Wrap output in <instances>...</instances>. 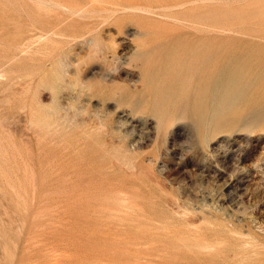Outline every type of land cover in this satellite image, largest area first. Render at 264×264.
Instances as JSON below:
<instances>
[{"label":"rangeland","instance_id":"1","mask_svg":"<svg viewBox=\"0 0 264 264\" xmlns=\"http://www.w3.org/2000/svg\"><path fill=\"white\" fill-rule=\"evenodd\" d=\"M171 13L93 20L98 45L64 41L59 80L35 48L5 66L0 264H264V0ZM53 24L35 0H0V62ZM236 68L257 75L237 100L218 84ZM199 233L222 261L191 254Z\"/></svg>","mask_w":264,"mask_h":264},{"label":"bare ground","instance_id":"2","mask_svg":"<svg viewBox=\"0 0 264 264\" xmlns=\"http://www.w3.org/2000/svg\"><path fill=\"white\" fill-rule=\"evenodd\" d=\"M35 1H36V3H38V5L40 7H42V6H48V7L51 8V13L54 15V19H55V24H53L52 26H50L47 29L44 26L38 27L37 34H35L33 37H30V38H27V39L23 40L22 43H20L18 45H15V47H11L10 48V53H9L10 55L5 56L4 57V61H1L0 62V83L3 82V81H6V80L7 81L8 80L13 81L14 79H18L19 78V77H15L14 78L12 76L9 77L7 75L8 72H6V70L4 68L11 61H14L15 59H17L19 55L21 56L23 54L29 53L34 48H35L34 53L37 54V55H39L40 62H42L44 60V58H47L49 56L52 57V60H53V65H52L53 66V71H52V75L57 80H59V78L61 77V73H59L58 70H59V68L66 66V64H65V60L66 59L64 60L63 56L60 53L61 50H62V45H63L64 41H66V40H69L70 42L71 41L72 42L83 41V46H84V44H92V45H95V46L98 45L97 44L98 42H96L97 40H96V37L94 35L96 30H94V28H93V26H94L93 20H95V19L98 20V18H100L102 20L101 24L105 25V24H108L113 19L114 20H117V21H121V20H134V21H136L138 19H143L144 21H150V20H152V17H154V16H159V17H163V18H172L173 15H172L171 12L173 10L183 9V8H186L187 6H191V5L193 6V5L198 4V3H205V4H207V3L211 2L212 0H158V1H156V0H35ZM25 12H27V11H25ZM87 18L91 19L92 22L87 23L90 26L84 28L83 27L84 20L87 19ZM87 48L90 49L91 47H87ZM78 60L79 59H77L75 61L78 62ZM223 77L225 79H223ZM256 79H257V75H254V76L250 77L247 74L246 69H237L236 68L232 72H230V74H228L226 76L223 75L222 77H220V80H219L218 84H219L220 88H222V89L224 88V91H225V93L227 95L226 96L227 98H231L232 97L233 99L237 100V98L239 97V95H242L244 93V89L247 88V87L252 86L256 82ZM220 97H221V95H220ZM220 99L222 100V98H220ZM4 152H6V151H4ZM133 166L134 165H131V167H133ZM140 187H138V188H140ZM111 189H113V188H111ZM114 189H116V188H114ZM118 189L119 188H117L115 191H117ZM138 190L139 189H136L135 192H137ZM122 192H123V190H122ZM137 193H139V192H137ZM137 193H135V194H137ZM135 194L134 195H131L132 196V197L130 196L131 199L129 198V201H127V202H129V204H130V206L132 208L129 207L127 209H130V210L132 209L131 210L132 213H135V215L138 217L139 216V213H144V211L146 209L144 207L143 202H141L139 196L137 197ZM125 195H126V193H125ZM120 196L121 195H119V198H120ZM124 196H123V199H121L123 201H125L124 198H128L129 197V196L124 197ZM143 196H147V195H143ZM148 197L147 198H143V200L144 199L147 200ZM149 198H151V197H149ZM123 203L125 204L126 202H123ZM128 206L129 205L127 204V207ZM167 207L165 208V210L167 209ZM160 209H163L164 210V208H160ZM157 210H158V208H157ZM167 211L168 210H166V212H164V213H167ZM148 212H149V210H148ZM158 213H159V211H158ZM147 214L149 215V213H147ZM147 214H145V215H147ZM168 214H169V212H168ZM141 215L143 216V214H141ZM153 215H155V214H152V217H153ZM164 215H166V217H167V214H164ZM142 216H140V217H142ZM169 216L171 217V215H169ZM147 219H145V221H147ZM203 219H205V218H203ZM148 220L150 221V219H148ZM170 220H173V219H170ZM153 222L154 221H153V218H152V223ZM148 223H150V222H148ZM157 223L155 222V223H153V225L154 224H157ZM208 224H210V223H208ZM157 225H154V226H157ZM161 225H160V227H161ZM135 226H136V229H135ZM163 226H165V225H163ZM141 227H142V225H141ZM147 228L148 227L145 228L147 230L146 231L147 233L146 232L145 233L148 235L149 234L148 233V230L149 229H147ZM149 228H150V226H149ZM163 228L164 227H162L161 230ZM166 228L167 227H165V230H166ZM196 228H197V226H196ZM214 228H215V226H214ZM135 230H136V233H135L134 239L132 241H134V243H133L134 246L137 247V246H139V244L141 242V239H142V237H141V231H140V219H138V218L135 220L134 232H135ZM154 230H155V228H154ZM156 230L158 231L157 227H156ZM167 230H168V228H167ZM171 230L173 231V229H171ZM197 230H198V228H197ZM209 230L210 229H208V231ZM177 232H178V230H177ZM170 233L171 232H169V235H170ZM180 233H181V231H180ZM153 234L155 236V233L154 232H153ZM165 234H167V233H165ZM171 234H173V233H171ZM178 234H179V232H178ZM191 234H193V233L191 232ZM145 235H142V236H145ZM166 236H164L163 238L166 239L167 238ZM173 236H175V237H171V238H177L178 237L177 234H175ZM179 236H180V234H179ZM181 236H180V238H181ZM185 236H187V235H185ZM192 236H190V234H189V237H192ZM194 236H196V235H194ZM132 237H133V234H132ZM184 237H182V238H184ZM144 239H146V237H144ZM189 239L192 240V241L188 240V238L185 237L184 238V242L185 243H190V242L193 243L195 241V246L198 249H197V251H194L193 250L195 253H193V251H192L191 254L192 255L195 254V256H197V258H196L197 261H205L206 258H208V259H212L211 261H217L218 262V261H222L225 258V246H224L225 245V242L212 243V242L206 240L203 237V234L200 235V233H199V236L196 238V240H193L191 238H189ZM177 240L180 241V239H177ZM185 240H188L189 242H186ZM151 241L154 242L152 239H151ZM149 242H150V240H149ZM248 245H250V244H248ZM152 246H153V244H151V247ZM149 247H150V244H149ZM185 248H187V247H185ZM147 250H148V247L146 248V252H147ZM138 251H141V253L144 252V251H142L140 249ZM136 252H137V250H136ZM146 252H144V253H146ZM136 254H138V253H136ZM161 254H163V253H161ZM141 255H139V256H141ZM136 256H134V257H136V261H139V256L138 255H136ZM250 256H251V254H250ZM149 257H151V256H149ZM147 259H146V261H147ZM153 259H154V257L152 258V260ZM150 260H151V258H150ZM133 261H135V260H133ZM239 261H248V262H244V263L242 262V263L243 264H251L249 259L248 260H245L244 258H242Z\"/></svg>","mask_w":264,"mask_h":264}]
</instances>
